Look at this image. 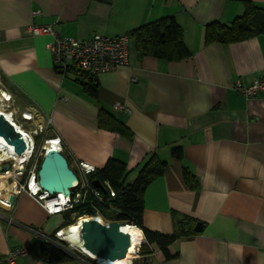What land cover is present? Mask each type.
Returning a JSON list of instances; mask_svg holds the SVG:
<instances>
[{
	"label": "crops",
	"instance_id": "0c3cea01",
	"mask_svg": "<svg viewBox=\"0 0 264 264\" xmlns=\"http://www.w3.org/2000/svg\"><path fill=\"white\" fill-rule=\"evenodd\" d=\"M244 1L264 9V0H0V89L11 97L4 109L15 124L23 131L47 124L35 144L59 138L72 169L76 162L96 169L111 158L124 163L127 183L156 156L163 171L144 190V226L172 235L178 221H192L185 228L193 231L202 225L170 244L168 259L154 247L126 264H264V95L247 99L234 90L264 78V34L204 43L206 26L229 25L243 14ZM34 11L39 14L32 17ZM163 17L182 28L189 57L139 58L130 38L128 66L97 76L96 101L53 69L48 36L25 32L33 21L76 39L129 36ZM99 108L124 125L125 135L98 128ZM25 111L38 113L34 124L22 121ZM173 149L180 150L179 159ZM185 175L195 181L193 189ZM0 189L5 197L10 191L4 182ZM62 222L15 193L11 209L0 205V257L26 246L17 264H47L32 231L50 237Z\"/></svg>",
	"mask_w": 264,
	"mask_h": 264
},
{
	"label": "trees",
	"instance_id": "16d2710c",
	"mask_svg": "<svg viewBox=\"0 0 264 264\" xmlns=\"http://www.w3.org/2000/svg\"><path fill=\"white\" fill-rule=\"evenodd\" d=\"M260 34H264V9L244 1L243 14L236 17L229 25L215 22L206 26L204 43L231 44ZM129 37L135 42L139 58L152 57L165 62H180L190 55L183 41V30L173 17H163L141 25L132 30ZM65 76L80 86L87 98L96 101L99 88L97 75L71 65L64 74ZM97 126L101 130L112 133L125 135L126 131L124 125L114 115L101 108L97 112ZM172 155L179 159L181 152L179 149H173ZM39 164L40 159L36 165L37 170ZM163 165L156 156L150 157L135 180L127 183L125 181L126 165L111 158L102 169H97L90 175V182L96 181L101 186L106 182L114 191L115 196L111 198L108 194H103L102 200L88 196L81 205L61 214L63 219L61 228L74 224L78 218L83 216L101 215L107 223L120 222L136 226L141 230L144 242H141L138 247L140 255L150 254L155 247L168 259L167 247L170 244L181 237L195 233L192 227L185 228L186 224H193L190 220H187V223L176 222V232L172 235H162L151 231L143 224L144 190L152 180L162 175ZM185 182L190 189L195 187V181L191 176L185 175ZM38 249L39 255L47 264H63L74 259L93 264L78 253L69 254L66 250L49 242L41 241Z\"/></svg>",
	"mask_w": 264,
	"mask_h": 264
},
{
	"label": "built area",
	"instance_id": "2783aa9c",
	"mask_svg": "<svg viewBox=\"0 0 264 264\" xmlns=\"http://www.w3.org/2000/svg\"><path fill=\"white\" fill-rule=\"evenodd\" d=\"M38 14L39 12L34 11L32 12V17ZM25 32L28 36L49 37V41L45 44V49L50 56L53 69L61 75H64L71 65H76L79 69L98 76L100 74L114 72L120 68H126L129 64L130 37L128 35L76 39L58 34L50 25H40L33 21L26 27ZM234 90L247 99L256 98L262 94L264 95V78L257 79L247 86L237 83L234 85ZM10 98L8 96L7 100H5V106L10 102ZM115 107L123 111H128L121 105ZM19 115L22 121L33 124L39 116L37 112L30 113L26 111L21 112ZM10 119L11 121L13 120L11 112ZM46 131L47 124L44 126L42 123L33 125L31 130H22V138L26 144V150L22 154V159L13 157L11 151H3L5 158H0V166L7 164L9 165V169L0 173V178L10 187L11 192L9 191L5 197L0 189V193L2 194L0 196L1 206L11 209L12 204H9L10 197H14L15 193L22 192L32 198L47 215L51 216L73 210L74 207L81 205L88 196H94L98 200H102L103 194H108L111 198L115 196L114 191L106 182L101 186L102 189L95 188L92 185L90 175L96 171V168L83 162H76L74 165L75 168L73 170L77 176V183H75L74 188L70 191L69 196L64 197L61 194L51 196L42 191L37 183V162L48 151L47 146L51 141H56L55 145L58 151L62 150L58 138H46L43 139L41 150L36 153L35 137L45 135ZM32 162L34 163L32 164ZM28 164L29 167L25 168ZM7 223L11 224L12 220L8 219ZM67 231L58 230L54 233L53 238L44 236L36 231L32 232L35 237L41 238L42 241L53 243L59 246V248L65 245L69 249H72L69 242H64ZM29 250V247L26 246L13 249L4 257H0V264H17L18 259L25 257Z\"/></svg>",
	"mask_w": 264,
	"mask_h": 264
},
{
	"label": "water",
	"instance_id": "95a60500",
	"mask_svg": "<svg viewBox=\"0 0 264 264\" xmlns=\"http://www.w3.org/2000/svg\"><path fill=\"white\" fill-rule=\"evenodd\" d=\"M0 138L12 147L13 153L20 157L26 150L25 141L14 126L4 115H0ZM9 165L0 166V173L7 171ZM37 183L39 188L47 194L54 196L61 194L64 197L70 195V191L77 183V176L68 164L67 159L58 150L49 149L41 158L37 170ZM92 185L101 189V185L94 181ZM11 196L9 204L13 203ZM114 222L104 225L95 221L81 223L80 240L81 247L95 258L114 261L128 251L130 237L122 232L121 225ZM202 225L197 223L194 231H201Z\"/></svg>",
	"mask_w": 264,
	"mask_h": 264
},
{
	"label": "bare ground",
	"instance_id": "6f19581e",
	"mask_svg": "<svg viewBox=\"0 0 264 264\" xmlns=\"http://www.w3.org/2000/svg\"><path fill=\"white\" fill-rule=\"evenodd\" d=\"M8 92L4 89H0V115H4L5 118L10 121V123L12 124V126L15 127L16 131L22 135L23 132L22 130L17 127V124H14L13 120L11 121L10 119V111H7L4 109L5 105V100H7L8 97ZM56 141H51L48 143V150L49 149H53V150H57L56 147ZM10 150L12 152V156L15 157L16 159H22L23 157L20 156H16L14 155L13 151H12V147L8 146L1 138H0V158L4 159V150ZM0 196H2V194L0 193ZM86 221H95L98 222L99 224H105L103 223V220L99 217V215H95V216H83L80 218V220H78L76 223L70 225V229L67 232V236L65 237L66 240L73 246L78 248L79 252L82 253L84 256L90 257L93 260H95L97 262V264H126L127 262H129L132 258H133V254L135 252V250L137 249V247L140 245L141 243V236H142V232L139 228H137L136 226L133 225H129V224H123L121 225V230L122 232H124L125 234H127L130 237V246L128 248V251L126 253H123L119 258H117L114 261H110L108 259H101V258H95L93 257L90 253H88L86 250H84L81 247V240H80V228H81V223L82 222H86Z\"/></svg>",
	"mask_w": 264,
	"mask_h": 264
},
{
	"label": "clouds",
	"instance_id": "9594fccd",
	"mask_svg": "<svg viewBox=\"0 0 264 264\" xmlns=\"http://www.w3.org/2000/svg\"><path fill=\"white\" fill-rule=\"evenodd\" d=\"M6 103V102H5ZM5 103H4V105H5ZM14 122V121H13ZM15 124V123H14ZM18 127V126H17ZM44 136V135H43ZM42 136V137H43ZM40 137V136H39ZM55 138H57V137H55ZM59 139V138H58ZM59 142H60V139H59ZM60 147H61V144H60ZM36 148H37V145H36ZM61 149H62V147H61ZM6 151H10V150H7L6 149ZM62 151V150H61ZM60 151V152H61ZM15 155V154H14ZM42 158V157H41ZM41 158H40V161H41ZM72 169V168H71ZM73 170V169H72ZM97 170V169H96ZM74 171V170H73ZM74 173H75V171H74ZM76 174V173H75ZM36 175H37V173H36ZM96 188V187H95ZM99 189V188H98ZM102 189V188H101ZM60 216H61V214H60ZM81 218V217H80ZM78 221V219L76 220V222ZM75 222V223H76ZM105 224H106V226H107V224H110V223H107V222H105ZM104 224V225H105ZM70 226H67V227H64V229L63 228H60V229H62L64 232L65 231H67V229L69 228ZM68 232V231H67ZM55 233V232H54ZM54 235V234H53ZM51 238H53V236H50ZM64 242H66V243H68V241L66 240V238H65V240H64ZM141 242H142V236H141ZM50 243V242H49ZM51 244H53V243H51ZM141 244V243H140ZM55 245V244H54ZM72 246V245H71ZM56 247H58L59 248V246H57L56 245ZM139 247V246H138ZM138 247H137V250H138ZM61 249H64V250H66L69 254H74V253H78L79 255H81L82 257H84V258H86L87 260H89V261H91L93 264H97V262L95 261V260H93L92 258H90V257H87V256H84L82 253H80L79 252V250H78V248H76V247H73L72 246V249H69L67 246H63V247H60ZM78 260H81V259H78ZM83 261V260H82ZM83 262H85V261H83ZM86 264H90V263H87V262H85Z\"/></svg>",
	"mask_w": 264,
	"mask_h": 264
},
{
	"label": "rangeland",
	"instance_id": "374dc122",
	"mask_svg": "<svg viewBox=\"0 0 264 264\" xmlns=\"http://www.w3.org/2000/svg\"><path fill=\"white\" fill-rule=\"evenodd\" d=\"M42 144H43V139H40V140H39V147L36 148V153H38L39 150H41L40 148H41ZM33 163H34V162H32V164H33ZM68 164H69V166L71 167L69 161H68ZM28 167H29V164H28L25 168H28ZM71 168H72V167H71ZM2 182H3V181H2L1 178H0V184H2ZM99 217L102 219L101 215H99ZM102 220H103V219H102ZM105 222H106V221L103 220V223H105ZM63 229H64V228H63ZM142 242H144L143 236H142ZM138 255H140V253H139L138 250L136 249L135 252H134V254H133V258H134L135 256H138Z\"/></svg>",
	"mask_w": 264,
	"mask_h": 264
}]
</instances>
